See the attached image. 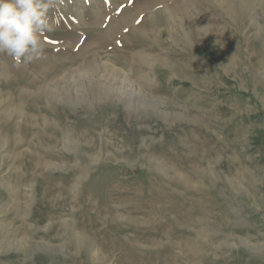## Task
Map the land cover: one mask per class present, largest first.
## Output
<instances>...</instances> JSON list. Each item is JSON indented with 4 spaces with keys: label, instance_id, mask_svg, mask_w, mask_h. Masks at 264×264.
Returning a JSON list of instances; mask_svg holds the SVG:
<instances>
[{
    "label": "rangeland",
    "instance_id": "obj_1",
    "mask_svg": "<svg viewBox=\"0 0 264 264\" xmlns=\"http://www.w3.org/2000/svg\"><path fill=\"white\" fill-rule=\"evenodd\" d=\"M243 1L61 0L42 59L0 54V264H264Z\"/></svg>",
    "mask_w": 264,
    "mask_h": 264
},
{
    "label": "clouds",
    "instance_id": "obj_2",
    "mask_svg": "<svg viewBox=\"0 0 264 264\" xmlns=\"http://www.w3.org/2000/svg\"><path fill=\"white\" fill-rule=\"evenodd\" d=\"M61 0H0V54L17 66L45 55L46 33L54 30L50 12Z\"/></svg>",
    "mask_w": 264,
    "mask_h": 264
},
{
    "label": "bare ground",
    "instance_id": "obj_3",
    "mask_svg": "<svg viewBox=\"0 0 264 264\" xmlns=\"http://www.w3.org/2000/svg\"><path fill=\"white\" fill-rule=\"evenodd\" d=\"M234 1H235V0H234ZM236 2H237V4H240V5H242V6L245 4V2H244L243 0H236ZM236 2H235V3H236ZM219 37H221L220 34H216V35H213V36H212V38H217V39H219ZM70 141H71V140H70ZM72 142H74V141H72ZM80 243H81V242H80ZM80 243H79V244H80Z\"/></svg>",
    "mask_w": 264,
    "mask_h": 264
}]
</instances>
